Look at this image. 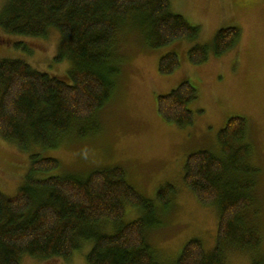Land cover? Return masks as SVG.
<instances>
[{
	"label": "trees",
	"instance_id": "trees-1",
	"mask_svg": "<svg viewBox=\"0 0 264 264\" xmlns=\"http://www.w3.org/2000/svg\"><path fill=\"white\" fill-rule=\"evenodd\" d=\"M171 3L7 0L0 11V28L7 34L38 38L57 29L61 38L54 61L68 59L71 67L60 76L38 69L27 59L0 56V136L28 148L36 144L58 147L69 133L89 134L100 109L116 91L121 68L114 53L121 32L132 22L145 21L147 42L154 48L200 34V26L170 9ZM241 33L242 28L235 25L219 28L214 38L216 53L227 52ZM13 44L32 53L23 40ZM209 48V43L192 46L188 50L191 62L206 61ZM159 64L163 74L175 71L181 65L179 53L166 52ZM198 97L197 87L187 79L158 95L159 112L165 120L188 127L195 120L191 104ZM246 125L245 116L233 115L228 120L218 136L221 158L201 149L185 161L188 187L201 202L219 206L217 239L211 248L194 237L185 243L176 262L169 263L159 258L148 239L149 230L160 225V206L170 207L174 184L161 186L156 198L144 196L118 165L88 175L41 178L38 173L58 168L60 161L34 152L31 172L15 195L0 185V264H22L30 256L69 260L89 242L93 246L86 264H229L230 251L256 254L263 235L257 225L247 224L243 213L255 204L252 190L260 170L248 162L252 159ZM242 174L253 178L240 179ZM159 199L162 204L158 205ZM128 203L140 209V216L129 218ZM254 254L252 264H260L261 257Z\"/></svg>",
	"mask_w": 264,
	"mask_h": 264
},
{
	"label": "rangeland",
	"instance_id": "rangeland-1",
	"mask_svg": "<svg viewBox=\"0 0 264 264\" xmlns=\"http://www.w3.org/2000/svg\"><path fill=\"white\" fill-rule=\"evenodd\" d=\"M6 2L0 0V11ZM170 9L199 25L200 34L154 48L147 42L145 21L132 22L121 32L117 55L114 53L121 68L116 91L97 114L94 130L90 128L86 136L69 133L58 147L36 144L23 148L0 136L1 188L9 195L17 193L31 172L34 152L60 161L58 168L38 173L41 178L52 174L88 175L118 165L125 168L130 183L150 198H156L159 188L170 182L176 192L170 207L160 206V225L149 230L148 239L161 260L175 263L185 243L194 237L201 238L208 248L214 246L220 219L219 206L201 202L186 184V158L201 149L214 151L221 158L220 131L233 115L245 116L252 159L248 162L260 171L252 190L255 204L243 217L247 224L258 226L263 241L256 254L233 250L228 259L229 264H252L254 254L264 264V0H172ZM228 25L242 28L240 40L227 52L217 54L214 38L219 28ZM60 38L55 28L43 38L7 34L0 28V56L24 58L40 70L64 76L71 62L54 61ZM21 40L32 53L13 44ZM197 43H209L210 54L206 61L196 64L191 62L188 50ZM175 50L181 65L171 73H161V57ZM187 79L197 87L199 97L191 104L193 124L181 127L162 117L158 95L171 92ZM240 177L253 178L248 174ZM157 203L162 204V200ZM126 208L129 218L141 214L130 203ZM89 243L69 260L30 256L22 264H86L93 246Z\"/></svg>",
	"mask_w": 264,
	"mask_h": 264
},
{
	"label": "bare ground",
	"instance_id": "bare-ground-1",
	"mask_svg": "<svg viewBox=\"0 0 264 264\" xmlns=\"http://www.w3.org/2000/svg\"><path fill=\"white\" fill-rule=\"evenodd\" d=\"M195 8V7H194ZM198 8V7H197ZM214 53V52H213Z\"/></svg>",
	"mask_w": 264,
	"mask_h": 264
}]
</instances>
